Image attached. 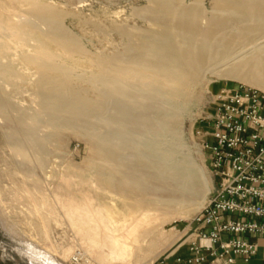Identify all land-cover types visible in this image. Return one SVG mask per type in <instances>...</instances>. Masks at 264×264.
I'll return each instance as SVG.
<instances>
[{"label":"bare ground","instance_id":"6f19581e","mask_svg":"<svg viewBox=\"0 0 264 264\" xmlns=\"http://www.w3.org/2000/svg\"><path fill=\"white\" fill-rule=\"evenodd\" d=\"M13 1L26 8L0 10V78L11 83L24 77L9 60L13 55L27 70H36L30 81L36 112L0 93V116L8 125L5 138L23 158L19 167L28 171L32 153L41 167L46 165L52 135L43 134L44 123L56 135L73 129L96 149L88 177L109 195L107 204L93 201L86 209L90 231L104 237V250L113 257L138 250L140 256L157 258L172 244L153 230V222L180 214L210 186L181 129L197 89L215 77L264 89V0H215L210 11L199 0H147L139 13L151 26L119 27L127 38L124 50L91 60L98 69L91 76L94 95L76 85L84 74L69 63L89 53L64 25L68 12L48 0ZM2 205L0 224L23 238ZM97 251L91 247L89 252Z\"/></svg>","mask_w":264,"mask_h":264},{"label":"rangeland","instance_id":"374dc122","mask_svg":"<svg viewBox=\"0 0 264 264\" xmlns=\"http://www.w3.org/2000/svg\"><path fill=\"white\" fill-rule=\"evenodd\" d=\"M48 1L57 8L68 12L63 20L64 25L80 38L82 46L89 53L88 57L77 56L75 59L69 60V63L84 74L76 81V85H80L79 87L82 89L85 88L84 90L92 95L95 94V89L91 85V76L93 73H97L98 69L91 64V60L103 53L124 50L127 38L120 34L119 27L131 30L133 27L147 29L151 26V23L139 13V10L147 6V0ZM199 1L209 11L212 10L215 2V0ZM21 4L13 0H0V10L9 13L17 12L26 8ZM234 27L238 28V26ZM101 31L102 33H100ZM34 37L36 38V35ZM11 42L14 44L13 47L18 46L14 41ZM33 43L34 40L30 42V44ZM51 47L52 51L65 57V54L58 51L56 47ZM26 48L31 49L29 45ZM13 56L9 60L15 61L16 68L24 77L14 79L11 83H6L4 79L0 78V93L5 91L13 102L36 112L35 106L31 103L33 102L34 88L33 82H30L36 78L33 73L36 70L33 67L27 70L22 66L21 61L17 60L16 55ZM216 68L221 69L222 66L219 65ZM241 84L264 91L259 86L239 79L220 77H215L206 87L198 88L196 91L197 98L183 118L181 129L183 130V141L188 144L187 148L191 157L204 170L207 180L210 181L208 182L210 186H208V192L205 191L206 194L204 192L199 195L197 200H193L181 210L180 214L182 215L178 213L175 215L176 218L172 216L171 219L164 218L153 222V230L170 238L168 242L172 244L165 253L154 259H150L149 256H140L138 250L129 253L124 258L111 256L102 245L104 237L102 235L94 236L86 224V209L90 204L93 201L102 205L107 204L109 196L104 191L101 192L102 190L89 180L88 168L97 154L88 139L78 135L70 128L62 129L56 135L52 126L44 123L43 134L52 135L47 142L50 151L47 163L43 168L36 160L35 153L28 154L29 169L28 171L27 169L23 170L18 165V162H21L23 158L19 155L18 149L6 141L5 133L8 125L6 120L0 116V202L3 204L1 208L25 234L23 238L13 236L0 224V264H156L163 256L177 250L184 239L183 236L190 228L189 224L216 183L207 152L202 145L204 133L210 132L209 118L218 104L219 93L223 89L238 88ZM35 205L38 206L41 216L35 213ZM183 215L185 217H182ZM91 247H96L98 251L90 253ZM108 247L110 248V245ZM71 249L73 252L67 255ZM76 256H79L80 260L74 263L72 259Z\"/></svg>","mask_w":264,"mask_h":264},{"label":"built area","instance_id":"2783aa9c","mask_svg":"<svg viewBox=\"0 0 264 264\" xmlns=\"http://www.w3.org/2000/svg\"><path fill=\"white\" fill-rule=\"evenodd\" d=\"M217 99L202 144L216 183L189 224L180 245L188 255L178 264H246L264 237V91L241 84Z\"/></svg>","mask_w":264,"mask_h":264},{"label":"crops","instance_id":"0c3cea01","mask_svg":"<svg viewBox=\"0 0 264 264\" xmlns=\"http://www.w3.org/2000/svg\"><path fill=\"white\" fill-rule=\"evenodd\" d=\"M255 241L259 245L258 252L252 258V260L249 263H246V264H264V237L255 239ZM184 250H185V247L181 246L177 250H175L174 252L169 253L164 258L159 260L156 264H178L177 256H187L188 255L187 253H185ZM237 264H245V263H241L240 262V263H237Z\"/></svg>","mask_w":264,"mask_h":264}]
</instances>
